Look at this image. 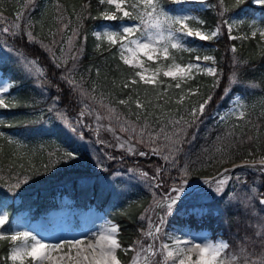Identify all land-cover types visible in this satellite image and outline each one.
Returning a JSON list of instances; mask_svg holds the SVG:
<instances>
[{
  "label": "snow or ice",
  "instance_id": "6c2138e0",
  "mask_svg": "<svg viewBox=\"0 0 264 264\" xmlns=\"http://www.w3.org/2000/svg\"><path fill=\"white\" fill-rule=\"evenodd\" d=\"M170 5L175 7H165L164 0H100L101 4L110 6L108 10L101 13V17L105 22H111V28H103L102 32H94L93 35L97 41L107 43V50L116 49V54L121 63L129 70L127 79L123 82L124 89H130L135 94L136 99L129 95L126 99H120L118 103L130 109V104L134 103L139 110L133 115L136 121L128 119L122 112H119L111 104H105L104 98H97L85 90L82 85L76 81L74 72L75 64L72 68L67 67V59H57L55 53L52 54V62L58 69L63 68L64 72L60 79L64 81L72 92L77 93L81 99V110L79 119L72 121L68 116L53 106L48 111L53 113L56 120L62 125V134L65 136L69 147L62 149L57 159L45 166V172L50 171L56 163H69L77 161L78 147L75 144L76 139L83 141L85 134L82 128H88L96 137L97 142L104 144L99 139L101 129L112 133L117 141L116 145L105 144V147H115L117 150L123 151L128 155L147 156L149 152L152 156H158L165 162L156 169L154 176L149 177L147 172L130 169V178L138 177L142 182L146 183L148 191L152 195V203L144 213L140 216L142 221H146L147 228L141 230V236L149 241L146 245L143 240H136L132 245L123 247L120 239L119 225L110 220H106L100 227L98 232H90L81 234L71 238H61L57 240H49L40 236L34 231L24 229L20 226V221L15 222L10 218L6 195H0V242H8L9 254L6 257L11 264H123L118 252L127 256L133 253L128 264H264V225L258 227L255 236L259 238L261 250L259 253L253 250L248 251L246 243H241L239 249L234 252H228L230 245L228 241L223 239L212 240L209 236L195 232L192 229H171L169 230V220L175 215L195 216L201 218L209 210L204 207V202L208 199L224 200L228 205L239 204L245 210L252 208V214H256V209L252 205L254 199L259 200L261 206L260 211L264 212V194L259 193L255 181L248 189H244L245 197L238 199L237 186L247 183L244 177L245 172L236 173V167L247 168L250 171L259 173L264 176V158L258 162H245L243 165L234 166L232 169L225 168L216 176L211 178H202L201 182L190 183V178L206 166L212 160L211 157L207 161L197 165L196 161L185 158L181 165L178 157L183 152L181 147L186 141L187 128L203 116L205 109L213 101V94L207 95L198 106L190 109L192 120L185 121L183 117L179 120H170L173 130L163 133V145L156 146L157 140L161 139L160 133L149 131L150 125L145 118L143 125L139 124L141 115L146 116L144 102L139 97L138 86H151L157 92V99L167 94V89L174 87L180 89L181 94L176 100L177 104H182L186 95H196L197 92L189 89L184 93L183 84H187L195 78L197 74H204L213 77L212 88H219L223 73L218 70L216 60L213 56H200L197 54L194 59L196 63L182 64L178 62L181 53H198L200 48L192 43L194 40L209 41L213 40L221 34V28L226 27L230 39H246L247 35H232L233 30L243 24L245 21L242 15L230 19H222L220 24L214 30L205 31L203 25L205 21L198 16L192 15L193 9L185 7L189 4H198L200 8L194 11L207 10L210 5L206 0H167ZM246 0H235V6L244 5ZM257 6L264 7V0H252ZM220 8L219 15L225 16L228 9L225 7V0H218ZM114 7V10L112 8ZM241 14H246L245 9L241 8ZM23 20V13H18L15 23L5 24L0 19V53L16 52L17 50L10 47L9 38L24 37L28 43H36V39L31 32V24L25 23L21 28L20 21ZM128 21V23H125ZM190 22H194L197 27H193ZM252 29L251 35L255 37L257 34L264 39V27L259 26L255 19L249 23ZM78 35L77 33L73 34ZM86 39V38H85ZM55 43V42H53ZM100 44H97L99 50ZM51 51V49H48ZM63 54L64 49H60ZM77 55L69 57L76 61ZM233 54L237 49L235 46L231 48ZM182 58V57H181ZM207 62V63H201ZM240 61L233 55V66H237ZM17 71L22 74L25 79L36 78V86L43 89V80L46 79V73L39 66L37 60H32L20 54L16 60ZM2 58H0V67H2ZM99 74V70H97ZM161 77L166 79H161ZM174 82V83H173ZM237 74L233 72L229 76L228 86L225 87L221 100L228 98L232 91V86L238 83ZM167 87H163L164 85ZM15 86V81L10 76H0V109H9L16 107V103H6V94H9L11 88ZM255 87V85H250ZM148 89L145 88V93ZM95 93V88L92 89ZM59 97L55 100L59 101ZM85 100L91 104L99 105L105 110V115L91 107V104L84 103ZM147 103L151 104L149 100ZM159 106V105H155ZM247 102L242 95L234 94L229 101V107L223 113H217L221 122H225L230 118L244 120L246 117ZM85 116H94L95 127H91L85 123ZM159 119V117H157ZM107 120L108 125L100 122ZM6 121L0 119V125H5ZM11 126V125H8ZM117 128L121 133H126L127 138L123 139L116 134ZM71 133V135H68ZM5 134L0 132V136ZM195 137L193 136V139ZM135 141V143H133ZM8 143L22 146V142L9 137ZM136 144H145L149 147V152L138 151ZM166 149V151H165ZM216 152L220 154L219 163H228L231 159L230 153L218 147ZM107 160L114 161L117 158L107 154ZM97 167L101 172H107L108 167L101 161L100 157H95ZM257 164L260 167H257ZM167 166V167H165ZM170 169H177L179 173L178 182L169 184L163 180L162 173ZM42 173L34 171L26 174L22 178L17 177L16 182L8 185L9 192H15L22 184H28L34 176ZM120 173L112 174V179L116 180L120 177ZM233 180L236 184H233ZM156 189H162L157 194ZM250 193V195H247ZM245 242L251 241L252 244L257 243L249 237H245ZM159 256V261L155 257Z\"/></svg>",
  "mask_w": 264,
  "mask_h": 264
},
{
  "label": "trees",
  "instance_id": "16d2710c",
  "mask_svg": "<svg viewBox=\"0 0 264 264\" xmlns=\"http://www.w3.org/2000/svg\"><path fill=\"white\" fill-rule=\"evenodd\" d=\"M60 1L65 10L70 11L71 13L76 11L81 25V31L75 38V51L72 52L69 57L77 55L78 50L82 49V51L79 52L76 61L67 58V67L72 68L73 64H75V68L80 69L79 72L74 74L75 79L90 94H92L91 88L92 85H94L92 81L95 80V77H104L101 82L102 87L109 92V95L111 92H114L117 95L114 97L106 95V98L103 97L104 103L111 104L112 107H115L119 112H122L128 119L136 121V116L133 115V109H136V106H132L130 108L131 111H129L128 107L118 103L120 99L125 98L126 92L129 90L123 88V82L127 79L129 70L119 60V57L116 54V49L113 48L111 51H108L107 44L103 41H97L92 32V27L100 21L103 10L110 6L106 3L101 4L100 0ZM165 1L167 2V0ZM13 2L14 0L5 1L4 5L1 6L0 11H2L5 16L11 14L10 10L13 8ZM38 2L42 3L43 0H38ZM226 2L228 8H233V2L228 0H226ZM217 4L218 0H208V5L211 7L207 10L195 11V14L201 20L205 21L203 26H217L220 24L221 20L224 19L218 14L220 9L219 7H215ZM198 8H200V6H196L195 9ZM53 17L54 15L51 14V21L54 20L55 22V17ZM53 27L54 24H52L51 30L54 29ZM49 35L50 34L47 36L44 35V29H41V37L35 38L37 41L36 43H28L24 37H17L14 39L9 38V42L12 47L23 54H29L37 57L44 72L46 73V79H42L43 84L48 81V83L50 82L53 86L58 87L60 106L67 115H72L74 111L80 112L82 107L80 101L82 98L77 93L72 92L69 86L60 79L64 69L56 68L52 62L51 57L53 52L48 50V45L44 41H47V37ZM240 35H247V38L235 40L230 39L226 28L222 27L221 34L215 39L210 41H201L207 46L208 50H200L199 52H209L215 58L216 67L223 73V76L219 88L215 90L212 88L213 77L204 74L195 75V78L186 84L190 89L197 92L196 95H188L191 97L189 100H194L190 103V106H198V104L202 102L203 99H205L210 93L213 94V101L205 109L204 115L200 116L191 127L187 128V136L185 137L187 142L181 145L183 152L178 157L181 165L184 163L186 157L192 161H196L197 165L208 160L206 158L203 159L205 156V150L211 149L215 144L219 143V141H216L215 139L223 125V122L216 119L214 112L221 106L227 107L228 101L234 93H241L248 97L256 94L259 95L260 98L261 96L264 97V40L260 39L259 34L255 37H252V35H249L247 32ZM98 43L100 44L99 50L97 49ZM233 46L237 49L235 54L231 51ZM199 48H201V45ZM57 51L58 49L55 50V56ZM195 53L196 52L179 54L178 62L184 63L192 59ZM233 55H235V57L240 61V63L235 67L233 66ZM57 59L59 60V58ZM2 64L3 66L0 67V69L3 74L10 76L11 80L15 81V86L12 87V91L16 93L17 103L16 107H13L11 110L3 109L5 114L2 119L6 121V124L0 125V132L5 134L4 136H0V195H6L8 197V185L15 183L17 177L31 174L34 171H39L42 173L41 175L34 176L26 187H20L16 190L20 200L19 203L22 206H33L37 211H40L57 206L59 198L62 195H68L81 206L92 204L98 209L108 212V215L112 218V220L119 225V239L123 247L132 245L136 240L144 241L145 239L141 236V230L145 229L146 226L143 224L140 216L150 200L151 194L149 191L145 190L141 192L131 189L128 199L129 202L124 201L119 207H117L118 205L114 208L113 206L109 207L108 203L110 202V192L113 188L118 189L127 184L126 179L128 178L122 179L120 176L114 181V184L107 187V184L104 183V179L107 177L109 169L107 172H100L98 175H93V172L89 171L88 168L82 167H67L55 172H53L51 168L50 171L45 172V166L49 165L45 152L33 149H26L22 151L17 149L15 146L16 144L8 143V131L17 128L20 125L22 126L23 123L28 121L26 117L27 113L25 102L28 100L32 101L34 98L33 87L36 79L24 80L21 76L22 74L18 73L17 69H13L8 62L2 61ZM97 70H99V74H97ZM81 72L82 74H80ZM233 72L237 74L239 82L232 86V91L228 98L221 100L220 98L223 91L225 87L228 86L229 76ZM77 76L79 78H77ZM113 78L122 79V90H119L113 85L111 81ZM250 85H255V87H250ZM138 87L142 89L141 93L144 104H146L145 106L148 109L149 107L153 108L152 115L158 113V111H160L159 109H162L163 104L166 105L164 109L173 108L175 111H178V113L184 112L187 114L182 108L186 106V103L189 101L186 98L182 104H177L176 100L179 99L178 95L174 96L175 98L167 96L165 100L166 102L161 101L159 106H155L157 105L154 103L157 99V92L154 91L151 86L141 85ZM146 87L148 89L147 93H145ZM160 99L164 100V98ZM149 100L152 102L151 105L147 103ZM88 102L91 103L90 101ZM94 106L99 107V105L96 104ZM105 114L106 113L103 112V115ZM172 120L178 119L175 117ZM184 120L190 121L192 120V117L189 116ZM162 121L165 125H161V127L163 126L166 130L165 132L170 133L173 130V125L169 122L166 115L163 116ZM139 124L142 126L140 121ZM149 125H151V122ZM236 129L238 130L231 132L230 138L233 142L230 143V146L228 145V147H226L227 140L224 144L226 150L231 155L229 162L221 164L218 162L219 159L214 161L212 159L206 164V166L200 168V170L196 172L190 180L201 177H210L225 166L240 159H257L264 156V112L255 114V118L250 124L240 126ZM59 132L60 135L57 134L56 136L60 139L62 137L66 140L62 132ZM193 136L195 137L194 139ZM91 143L93 144L95 150L97 144L101 146L102 150H104L101 155L102 162H106V164L108 163L109 168L120 169L121 172L125 174H127L128 171L123 167H127V165H134L133 163L142 166L157 165L160 167L165 165L163 159L158 156H152L151 154L143 157L139 155H128L123 151L117 150L115 147H105L99 144L94 136L91 138ZM164 143L163 133H161V139L157 140L156 146L163 145ZM107 154L113 155L117 159L109 161L105 158ZM162 176L163 180L167 181L169 184L178 182L179 179L177 169L165 171L162 173ZM41 180L44 181V184L40 183ZM260 181L264 184V176L260 178ZM206 204L211 205V202ZM13 207L12 202L8 204L9 211ZM233 209L236 210L233 211L231 208V215L229 216L230 220L233 219L234 216L238 215V217H235L237 220L231 222L228 220L226 224H222L223 221L219 219L218 222V220H216L213 216V210L211 209H209V211L201 218H197L195 216L181 217L179 215V219L174 220V223L178 225L187 224L189 227L193 228L204 226H208L213 230L223 228V230H225L224 233H226L227 226L228 228L231 226H239V228H242V225L240 224H246L240 215V210H237L238 208L235 207H233ZM251 217L252 220L250 222L252 227H254L257 223L258 227L264 225V219L262 216L259 217V214H255ZM214 223H218V226L214 227ZM252 245L257 246V243ZM8 252V242H0V264H11V262L6 260ZM117 255L123 264L128 261L126 258L127 256H125L124 253L119 252Z\"/></svg>",
  "mask_w": 264,
  "mask_h": 264
},
{
  "label": "rangeland",
  "instance_id": "374dc122",
  "mask_svg": "<svg viewBox=\"0 0 264 264\" xmlns=\"http://www.w3.org/2000/svg\"><path fill=\"white\" fill-rule=\"evenodd\" d=\"M5 1H9V0H0V10H1V6L4 5ZM10 1H12V0H10ZM228 1L233 2L234 5H232L233 8H231V7L228 8L227 2L225 0V7L228 9V11L225 13V16L223 18L224 19H230V18L237 17L238 15H242V17L245 21L243 24L238 25L233 30L232 35L239 36L240 34H243L246 32L249 33V35H251L252 29L249 27V23L253 19H255L256 23L259 26L264 27V7L254 5L252 3V0H246V3L244 5H240V6H235V0H228ZM206 3L208 4V0H206ZM164 4H165V7H175L174 5H170L165 0H164ZM196 6H200V5L189 4V5H186L185 7L189 8V9H193L191 14L195 15L194 9L196 8ZM12 7L13 8L10 10V13H11L10 15L8 14L7 16H5L3 14V12L0 11V19H2L5 24H11V23L17 22L16 21L17 14L23 13V20L20 21L21 28L22 29L24 28V24L26 22L30 23L31 24L30 30H31V32L35 38L41 37L40 36L41 29H44V35L47 36L48 34H50L47 37L48 38L47 41L44 40L46 42V44L48 45L47 48L51 49V51L53 53H55V50L58 49V51L56 52L57 58H59V59H65L66 58L67 59L72 54V52L75 51L74 44H75V38L77 35L74 36L73 34L74 33L78 34L81 31L79 16L76 13V11L71 13L70 11L65 10V8L62 7V5H61L60 0H43L42 3L38 2V0H14ZM215 7H219V5L217 4ZM109 8L110 7L104 9L103 12L105 10H108ZM241 8L245 9L246 14H241ZM112 10H114V7L112 8ZM51 14L54 15L55 22H54V20L51 21ZM49 19H50V22H49ZM125 23H128V21H125ZM52 24H54V27H53L54 29L51 30ZM190 24L193 27L198 26L194 22H190ZM112 26L113 25L111 22H105L101 18L100 21L92 27V32L93 33L97 32V31L102 32L103 28H106V27L111 28ZM216 27L217 26H212V27L203 26L205 31L214 30ZM226 31H227V28H226ZM0 39H2V38H0ZM260 39L264 40L261 37H260ZM53 42H55V43H53ZM8 43H9L10 47H12L11 43L9 41H8ZM192 43L198 47L201 45L200 50H203V51L208 50L207 46L205 44H203V42H201V41L194 40V41H192ZM12 48H14V47H12ZM61 48L64 49L63 54L60 51ZM20 54H22V56L27 57L29 59L37 60L39 66L42 67L39 60L37 59V57L31 56L29 54H27V55L23 54L22 52H20L18 50L16 52L5 51L3 53H0V58H2V61L8 62L12 66L13 69L14 68L17 69L16 60ZM197 54H199L200 56H204V55L212 56L209 52H198V53H195V55L193 56L192 59H190V60H188L182 64H186L189 62L196 63L194 57ZM201 63H207V62H201ZM79 71H80V69L75 68L74 74H76ZM80 74H82V72ZM0 75L4 76L1 71H0ZM21 76L24 78L23 75H21ZM77 78H79V77L77 76ZM103 78L104 77L96 76L95 80L92 81L94 83V85H92L91 90L93 88H95V93H92V94L95 95L97 98H101V96L106 98V95H109V92H107L102 87L101 82H102ZM30 79H36V78H29V79L24 78V80H30ZM40 79L42 80L43 78H40ZM161 79H166V78L161 77ZM111 81L116 88H118L119 90H122L121 89L122 79L113 78ZM34 84H35L33 87V95H34L33 97L34 98L32 99V101L28 100L27 102H25V105H26L25 108H26V113H27L26 117H27L28 121H26V123H23L22 126L20 125L17 128L9 130L8 133H9V137L14 138L15 140L22 142V146L15 145L17 147V149H20L22 151H24L26 149H28V150L33 149V150H40L42 152H45L46 156H47V161L50 164L57 159V157L60 155L62 149H66L69 147V144L64 138L61 137V139L64 140V141H62L60 138H58L56 136L57 134L60 135L59 131H61L62 125L59 124V122L56 120L55 115L53 113L49 112L48 109H49V107L53 106V104L55 103V107L59 111H62L64 113H65V111L60 106V102L55 100V98L58 97V92H59L58 87L53 86L50 82L48 83V81H46L43 84V89H41L40 87H37L36 82H34ZM163 87H167V85L165 84ZM182 88L184 90V93H187L188 90L190 89L186 84H183ZM141 90L142 89L140 87H138L139 97H140L141 101L144 102ZM180 94H181L180 89H175L174 87L168 88L167 94L164 97H162V98H164V100L163 99H159V100L156 99L154 101V103L159 105L161 101L166 102L165 100H166L167 96L174 97L176 95L179 96ZM234 94L242 95L243 97H245L246 102H247L246 117L244 120H237L235 118H230L227 121L223 122L222 128L219 131V133L215 139L216 141H219V143L215 144L211 149L205 150V153H204L205 156L203 159H205V158L208 159L209 157H211L213 159V161L219 159L220 154L216 152V149L218 147H222V148L226 149V147H228V145L230 146V143L233 142L232 139L230 138L231 132L238 130L236 128H238L240 126L250 124L253 121V119L255 118V114L260 113V112H264V97L261 96V98H260L259 95H257V94L251 95L249 97L244 96L241 93H234ZM129 95H132L133 99H136L135 94H133L130 89L126 92L124 99H126ZM6 96H7L6 103H9V104H12L13 102L17 103L16 102V100H17L16 93L13 92L12 90L10 91L9 94H6ZM109 96L114 97L117 95L114 92H111ZM232 96H231V98H232ZM174 98H172V99H174ZM189 98H191V97L186 95V99L189 100ZM230 99H229V101H230ZM193 101H194L193 99L189 100L186 103V106L182 107L184 109V111H186L187 114H185L184 112L178 113V111H175L173 108L172 109H170V108L164 109L166 107V105L163 104L162 109H159L160 111H158V113H156L155 115H152L153 108L149 107V109H148L145 106L146 116L141 115L140 122L143 125L145 118H146L148 124L151 122L149 131H152L154 134L160 133L161 128H163V126L161 127V125H165V123L162 121V118L164 115H166V117L168 118L169 121L175 117H177L178 120L180 119V117H183L185 119V118L191 116L190 115V109L194 106H190V103ZM229 101H228L227 107L221 106L217 111L214 112V115L216 116L217 120H219L217 113H223L226 109H228ZM84 103H89V102L87 100H85ZM89 104H91V103H89ZM94 105L95 104H93V105L91 104V107L97 109L100 112V114L103 115V112H105V110L100 109L99 107H96ZM134 105H135L134 103H131L130 108L132 106L134 107ZM185 107H186V109H185ZM12 108L13 107L6 109V110H11ZM133 111H134L133 113H136L139 110L136 108V109H133ZM176 113H178V114H176ZM4 114H5V112H3V109H0V119L3 118ZM78 114H79L78 111H74L72 115H67V114L66 115L68 116V118L70 120L76 121L79 119ZM157 117H159V119H157ZM30 120H33V121H30ZM84 120H85V123L87 125H89L93 128L96 126L95 121H94V116H85ZM100 123L106 126V125H108L109 122L107 120H102ZM81 130L85 134V139L83 141H80V140L76 139L75 137H73V139L75 140V144L77 146H79L78 147L79 159L77 161H72L69 163H56L52 167L53 172L58 171L60 169H65L67 167L88 168L89 171L93 172V175H98L101 172L97 167H95V164H96L95 157L98 156L101 159V155H102V152L104 150H102L101 146L98 144H97L96 150H95L93 144L91 143V138L94 136L96 138V141H97V137L92 131H90L88 128H82ZM116 134L121 136L123 139L127 138V134L121 133L118 128H117ZM68 135H71V133H69ZM160 135H161V133H160ZM99 139L105 142L104 144L99 143L103 146H105V144L116 145V143H117V141L113 137L112 133H110L104 129H101L100 134H99ZM226 140H227V143H226V147H225L224 144H225ZM239 140H238V142H239ZM133 143H135V141H133ZM136 148L138 151L149 152V147L146 146L145 144H136ZM149 154H150V152H149ZM261 158H264V156L257 158V159H240V160L234 161L231 164L225 166L222 170H224L225 168H230V167L235 166V165H243V164H245V162H253V161L258 162ZM103 163L109 169L108 175L104 179V183L107 184V187L110 186L111 184H114L115 180L112 179L113 173L119 172L121 174L120 176L122 177V179L128 178V179H126L127 184H125L124 186H122L118 189L113 188V190L110 192V202L108 204H109V207L113 206V208L117 205H118L117 207L121 206L120 204L124 201L129 202L128 199H129V194L131 192V189L132 190L135 189V190L141 191V192H143L145 190L148 191L146 183L142 182L138 177L130 178V175H131V173L129 172L130 169H135L137 171L147 172L149 177H151V176L155 175L156 169L159 167L157 165L142 166V165H138V164L133 163L134 165H127V167H125V166L123 167L128 171V173L125 174V173H122L120 169L109 168L108 163L107 164H106V162H103ZM257 167H260V165L257 164ZM241 172L247 173V175L244 177V179H246L247 183H242V184H239L237 186L236 194H237L238 199H242L245 197L246 194L243 190L248 189L250 186H252L253 181H255L256 186L258 187L259 193L264 194V184L262 183V181H260V178L262 176H260L259 173L255 172V171H250L247 168L239 167L238 169H236V173H241ZM20 177L22 178L23 176H20ZM202 178H209V177H201V178H197V179H192V180H190V183L201 182ZM32 181H34V180H32ZM40 183L44 184V181L41 180ZM232 183L236 184V181L233 180ZM26 186H27V184L21 185L22 188L26 187ZM112 187H114V186H112ZM156 191H157V194H159L163 190L162 189H156ZM247 195H250V193H247ZM19 201L20 200H19L18 193L16 192V190L14 193L9 192L8 200L6 203H7V205L10 204L11 202L13 203L14 207L10 210V218L13 220V222H15L18 219L20 221V226L22 228L34 231V233H37L40 236H43L46 239L53 240V241L57 240V239H61V238H71V237H75V236H80L81 234L90 233V232H88L89 228L90 229L92 228L91 232H98L100 227L104 224V222L106 220H110L113 223L117 224L112 219H110L108 216H106L102 211L96 209L94 206L90 205L86 208H83L81 206H78L73 200L69 199V197H67L65 195H63L61 197V201L59 202L58 206H56L54 208H49L48 210H45V211H41L37 215H35V212H36L35 208H29L27 206L23 207L19 203ZM209 202H211V205L210 204L206 205V203H209ZM151 203H152V195H151L150 200L147 203L145 209H147ZM251 203L255 207V209L257 210L256 214H259V217L262 216V218L264 219V212L260 211L261 206L259 205L258 198L254 199ZM203 206L206 207L208 210L209 209L213 210V216L216 218V220H218V219L222 220L223 221L222 224H226L228 222V220L230 222L236 221L237 219L235 217H238V215L234 216L233 219H231V220H230L229 216L231 215V211H230L231 208L233 211L236 210V209H233V207L238 208L237 210H240V212H241L240 215L246 224L241 223L240 225H242V228H239V226H237V227L231 226L230 228H228V226H227L226 227L227 232L224 233L225 230H223V228H218L217 231H212L211 229L206 228V227H201L200 229H193L191 227H188L187 224L178 225V224L174 223V220H178L179 215H175L174 217L170 218V220H169V226H168L169 230L180 229V228H185V229L190 228L195 232L203 233V234L209 236L212 240L223 239L225 241H228V243L230 245L228 252H230V253L237 251L239 249V246L241 243H246L249 252H252L253 250H255V252H257V253L260 252L261 245L259 243V238H257L255 236V232L258 230V223L255 224L254 227H252L251 226L252 224L250 222L252 220L251 216L254 215V214H252V208L251 207L249 209L245 210L239 204L228 205L224 200H220V199H218V200L208 199L207 201L204 202ZM144 210H143L142 214L144 213ZM180 216L183 217L182 215H180ZM219 220H218V222H219ZM86 221L88 223H87V228H85V229L88 231H86L84 229V226H82L83 224L84 225L86 224ZM143 224L146 226L145 227V229H146L147 228L146 221H143ZM40 225H44L45 227L50 225L49 231H45V232L41 231ZM214 226H218V223L216 225L214 223ZM53 232H54V235H53ZM245 237H249V238H252L254 240H257V246L252 245L251 241L245 242V239H244ZM143 242L145 245L147 243H149V241H146V240H144ZM8 254H9V252H8ZM132 255H133V253H129L127 255L126 258L128 261L130 260ZM160 259L161 258L159 256L155 257L156 261H159ZM128 261L125 264H128Z\"/></svg>",
  "mask_w": 264,
  "mask_h": 264
},
{
  "label": "bare ground",
  "instance_id": "6f19581e",
  "mask_svg": "<svg viewBox=\"0 0 264 264\" xmlns=\"http://www.w3.org/2000/svg\"><path fill=\"white\" fill-rule=\"evenodd\" d=\"M0 76H1V75H0ZM87 223H88V222L86 221V224H85V225H84V224L82 225V226H84V229L87 228ZM45 224H46V223H45ZM49 228H50V225H49V226H46V227H45L44 225H40V229H41V231H44V232H45V231H49ZM82 229H83V228H82ZM96 229H97V228H96ZM85 230H86V229H85ZM86 231H88V230H86ZM91 231H92V228H91V229L89 228V231H88V232H91ZM96 231H97V230H96ZM53 235H54V232H53ZM55 236H56V235H55ZM49 237H50V236H49ZM52 238H53V237H52Z\"/></svg>",
  "mask_w": 264,
  "mask_h": 264
},
{
  "label": "water",
  "instance_id": "95a60500",
  "mask_svg": "<svg viewBox=\"0 0 264 264\" xmlns=\"http://www.w3.org/2000/svg\"><path fill=\"white\" fill-rule=\"evenodd\" d=\"M235 166H239V165H235ZM234 166H232V167H230V168H228V169H232ZM239 167H236V169H238ZM223 170H221V171H219V172H222ZM218 172V173H219ZM218 173H216V174H214V175H212L211 177H213V176H216ZM211 177H209V178H211Z\"/></svg>",
  "mask_w": 264,
  "mask_h": 264
}]
</instances>
